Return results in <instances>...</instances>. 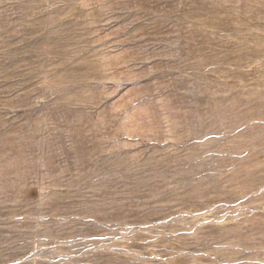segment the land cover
<instances>
[{
    "label": "rangeland",
    "instance_id": "obj_1",
    "mask_svg": "<svg viewBox=\"0 0 264 264\" xmlns=\"http://www.w3.org/2000/svg\"><path fill=\"white\" fill-rule=\"evenodd\" d=\"M0 264H264V0H0Z\"/></svg>",
    "mask_w": 264,
    "mask_h": 264
}]
</instances>
